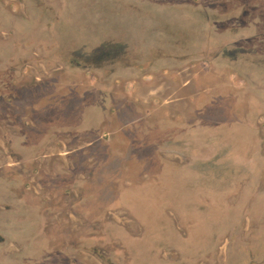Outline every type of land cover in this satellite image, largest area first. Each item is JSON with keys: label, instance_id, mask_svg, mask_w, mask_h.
Masks as SVG:
<instances>
[{"label": "rangeland", "instance_id": "374dc122", "mask_svg": "<svg viewBox=\"0 0 264 264\" xmlns=\"http://www.w3.org/2000/svg\"><path fill=\"white\" fill-rule=\"evenodd\" d=\"M33 1L38 15L34 13L31 25H18L10 38L13 41L22 38L21 41L26 42L27 37L32 36L35 45L47 47L50 63L62 62L72 52L106 40H113L116 45L136 43L135 52L141 54L140 58L148 49L160 45L168 55H179L181 62L157 63L150 69L152 73L129 72L119 79L108 77L110 84L103 89L99 84L78 83L70 70L56 74L51 82L53 85L49 86L53 99L50 95L46 97L47 104L54 102V107L48 114L37 112L34 115L39 121L37 127L34 121H22L33 126L13 144L25 156V167L22 166V171L6 170L0 179V196L15 205L14 213L10 214L13 230L28 238L26 241L32 239L39 243L49 239L43 227L46 206L25 191V173L33 170L31 165L35 157L30 155L33 151L40 156L63 131L75 128L80 131L79 142L83 149L81 154L75 153L74 158L79 162L77 156L82 155L91 161L84 165L81 158L83 164L79 163L81 167H77V173L92 174V180L85 185V196L75 206L86 210L91 218L99 216L97 212L102 202L115 207L117 212L104 216L120 225L112 228L114 240L125 241L127 247L133 248L129 264H181L180 247L191 254L199 243L204 247L208 241L209 245L216 243L217 247L224 244L223 238L227 236L216 233L217 225L231 218L232 225L238 218L235 209L239 206L245 209L250 203V198L243 203L240 198L228 196L238 188L237 183L229 180L236 177L232 174L235 169L221 170L223 182L215 178L213 171L206 174L186 167L189 165L174 164L172 158L166 156L173 151L167 145L184 142L175 148L184 153L188 162L209 161L225 151L220 161L235 163L230 165L234 168L245 164L242 162L247 164L246 154L254 155L255 150L249 151L258 139L256 133L262 136L264 148V0H199L202 6L212 3L218 9L210 16L187 6L189 0ZM209 18L222 23L224 37L216 38V32L206 28L204 23ZM0 22L5 26L0 29V36L9 33L13 24L2 10ZM240 22L242 25L238 24ZM153 23L158 24L154 26ZM165 32L167 36L160 34ZM242 47H250L259 55L242 54L237 64L217 65L218 69L214 70L217 80L223 82L232 70L236 75L233 86H213L214 79L211 75L208 78L204 68L212 66V60L206 57L205 51L215 50L216 55L218 49ZM214 62L218 64L217 60ZM164 65L171 70L160 72ZM175 68H187V71L175 78ZM147 74L152 77L151 86L146 84L148 92L142 83L147 82L143 77ZM241 80L244 84H240ZM159 85L163 87L162 93ZM150 92L152 94L148 95ZM166 98L171 103L165 107ZM25 109L19 106L17 113L25 114ZM185 113L189 115H180ZM212 132L224 136L234 153L222 143L208 146L215 143V138L207 137ZM124 139L127 143L122 146ZM64 140L61 141L65 143ZM61 141H56L52 150L43 154L54 153L51 158H39V165H65L63 157L59 156L63 148L61 144L60 148L57 146ZM86 142L89 143L84 145ZM260 160L247 165L246 177H250L247 183L261 181L264 192V160ZM41 178L44 183L51 184L49 175L42 174ZM64 184L66 181L62 180L61 185ZM215 198L226 200L217 205L213 202ZM251 198L256 200L254 196ZM252 204L257 217L262 215L261 237L264 234V200ZM211 214L216 215L213 218ZM104 216L97 220L104 221ZM257 217L253 222L259 221ZM245 218L244 214L246 222ZM124 230L129 236H123ZM34 249L27 251L28 256L31 257ZM189 261L184 260L188 264H198L195 260Z\"/></svg>", "mask_w": 264, "mask_h": 264}, {"label": "flooded vegetation", "instance_id": "af4514ba", "mask_svg": "<svg viewBox=\"0 0 264 264\" xmlns=\"http://www.w3.org/2000/svg\"><path fill=\"white\" fill-rule=\"evenodd\" d=\"M19 9L20 13L18 14L17 11ZM0 10H2L7 18L9 17V20L13 24L9 33L4 32L0 36V44L3 48L6 46V50L12 55L7 64L3 63L0 59V179L6 170L22 171V166L23 168L25 167V156L13 144L19 142V139L23 138L25 133L31 130L33 124H29V122L23 123L22 121H34V126L37 127L39 121L36 120V113L42 112L45 114L51 111L47 109L42 110V107L38 105L34 107L31 104L33 101L27 97H23L22 92L18 91L19 88L22 89L23 85H30V80L42 83L54 79L60 71L70 70L75 74L74 78L77 79L78 83L90 86L92 84H99V87L101 86L103 89V87L107 88L110 84L108 77L119 79L122 77V74L129 72L152 73L150 69H154L157 63H166V61L181 62L179 55H173V53L168 55L165 49H160V45L148 49V51L143 53V57L140 58L141 54L135 52L137 50L136 43L116 45L113 43V40H106L100 41V43L98 42L92 47L86 45L79 51L72 52L62 62L57 61L53 64L48 60L50 59V53L47 52V47H40L38 43L35 45V42L31 41L32 36L31 38L27 37L26 42L21 41L22 38L17 39V41H13L10 38L11 32L15 31L18 25L22 23L23 25H31L33 23L34 13L35 16L37 13L35 2L33 0H0ZM39 18L42 19L41 17ZM243 20L241 19L242 22ZM148 21L150 22V19ZM155 21L158 22V20ZM242 22L238 24L242 25ZM2 23L0 22V29L5 28ZM157 24L153 23L154 26ZM160 34L164 36L168 35L167 32ZM2 46L1 52H3ZM214 52L215 50H206V57L211 58V62L220 59L224 61L221 63L225 65L237 64L242 54L247 56L253 54L255 56L259 55L256 50L250 49V47L249 49L247 47L246 49L242 47L232 50L218 49L216 55ZM209 54L213 55V57H210ZM139 58L141 60H138ZM196 58L201 57L196 56ZM261 61L262 59L259 60V62ZM166 70H171V67L164 65L159 69L160 72ZM173 70V73L175 72L174 74H176L174 76L177 78L178 74L182 75L186 73L187 68L183 70L175 68ZM97 73L106 74V76L99 77ZM91 74L95 75L91 76ZM229 74L235 78L236 73L234 70L230 71ZM143 77L147 78V82L142 83L148 92L146 84L151 86L152 77L148 74ZM238 77L240 79V75ZM239 82L240 84H244L242 80ZM159 86L160 88L158 89L162 93L161 88L163 87ZM15 96L16 104L14 107L12 103ZM166 101H168L167 98ZM19 106L26 108L25 114L19 115L17 113ZM164 106L166 107L167 105ZM80 136V131L74 128L71 131H63L61 136L59 135V138L52 140L47 145L46 151L52 150L53 144L56 141L66 140H64L65 143L61 141L57 145L60 148L61 144V148H63L59 150L61 152L59 156L63 157L65 165H39L38 161L41 156L46 159L54 155V153L50 154L51 152L48 155H43L45 151L43 154H39L40 156L32 159L33 165L31 166L33 170L30 173H25V191L30 196L41 200L46 206L43 227L44 233L49 235L48 240L40 241L39 243L32 239L26 241L28 238L26 239L20 233L17 234L12 228L13 220L10 216V214L14 213L15 205L7 202L0 196V264H129L131 259L130 251L133 248L127 247L125 241L118 243L114 240L115 232L112 228H118L120 225L114 219L111 218L109 220L106 217L108 214L112 216L114 212H117L115 207L109 206L108 203H106L107 205H103L102 202L100 211L97 212L99 216L91 218L86 210L75 206L86 194L87 189L85 185L92 180L91 172L77 173L78 166L81 167L83 163L85 165L86 162L90 161V159L82 155H76L79 158V162L77 158H74V154H81L80 151L83 149L79 142ZM69 140L70 142L67 144ZM213 140L216 142L219 139L215 137ZM211 141L206 142L211 143ZM89 142H86L84 145ZM125 143H127V140H121L122 146ZM170 143L172 144H168L167 147H171L173 151L170 154H166V156L171 157L176 165H189L186 167L206 174L213 171V175L217 179H224V176L220 173L221 170H225V168L229 170L235 169L232 174L236 175V177L229 178L231 182L237 176H245L244 174H247V169L244 167L237 166L234 168L230 165L235 164L220 161L224 157L223 155H226L225 151L219 153L220 155H216L209 161L188 162L183 155L184 153L175 148L183 145L184 142L177 141ZM211 144H208V146L213 147ZM71 148L73 150H70ZM81 158L83 163L80 162ZM181 158L184 161H176V159ZM67 163L71 165H66ZM42 174L51 177V184L43 182L41 178ZM62 180H65L66 184L61 185ZM73 180L75 181V187L71 189V182ZM238 192H242V190L236 187L234 195L231 196L240 198L242 193ZM74 203L75 205L72 209L71 205ZM127 212L130 211L127 209ZM237 213L238 216L240 214V221L237 220L236 225L230 233L233 237L230 239L228 235L225 238V243L221 245L222 250L220 251V257L217 259V264H224L225 262H227L226 264H264V234L260 237L261 232L259 233L263 223L261 217H258V222H253L255 217L251 201L247 208L242 209V211L239 210ZM247 213H250L251 217ZM244 214L246 215V222L243 220ZM102 216L105 217V220L98 221L97 218L102 219ZM89 229L91 231H88ZM127 233L129 234L128 231L124 230L122 234L127 237L129 236ZM34 247L35 249L31 257L28 256L27 251L32 250ZM228 247H230V250ZM224 250L225 253H223ZM180 252V260L182 261V250ZM224 254H226L227 258L224 257ZM186 259L188 260V258ZM198 264H207V261L198 262Z\"/></svg>", "mask_w": 264, "mask_h": 264}, {"label": "crops", "instance_id": "0c3cea01", "mask_svg": "<svg viewBox=\"0 0 264 264\" xmlns=\"http://www.w3.org/2000/svg\"><path fill=\"white\" fill-rule=\"evenodd\" d=\"M188 2H190V3H187V1H186L187 6H190V8H194V10H197L200 13H205V14H207L209 16L210 15H213L215 13V11L216 12L218 11V9H216L213 6L214 4H212V3H210V4L207 3L206 6H202V5H200L201 2L199 0H198V3H197L196 0H193V1L192 0H189ZM204 24L206 25V28H208L210 31H212L214 33L216 32L214 34L216 38H219L221 36L224 37L225 30L221 29L222 23H220V21H217L216 19L209 18V19H206V21H205ZM2 51H3V52H1L2 54L0 53L1 54L0 59H1V61L3 63L7 64V63H9V60L11 59L12 55L10 53H8V51L6 50V46L4 48L2 46ZM217 62H218V64H214L215 62L214 63L211 62L212 66H210V67L209 66L204 67L206 69V74H207L208 78H209V75H211L212 78L214 79V81L212 83L213 86H219V87L220 86L225 87V85H232L233 86L234 85V78H233L232 75H229L228 78H225V80L223 82L217 80V77L215 76L216 75V72L214 70H217L218 69L217 65L221 64V62H224V61H221L219 59V60H217ZM215 78H216V80H215ZM52 80L53 79L48 80L46 82H42V83L37 82V81H34L33 82L32 80H30V83H29L30 85L25 84V85L22 86V89L19 88L18 91L19 92L20 91L22 92L23 97H25V98L27 97L29 100H32L33 102H31V104H33L34 107H36V105H38L39 107H42V110L43 109H47V110L50 111V109H52L54 107V102L51 103V104H47L46 97L50 95L52 97V99H53V96H52L51 92H49V86L50 85H53L51 83ZM185 86H187V84ZM151 93L152 92H150L149 95ZM168 103L169 102H167L166 100L164 101V105H168ZM15 104H16V96L14 97L12 106L15 107ZM46 113H48V112H46ZM182 115H184L185 117H187L189 114L188 113H185V114H182ZM216 120L217 121H221L220 118H216ZM207 137H213V138L217 137V139H219V140H217V142L214 143L215 146L217 144L222 143L223 145H226L227 147L230 148V145H229L230 142H226L223 139L225 137L222 136V135H220L219 133L212 132L209 135H207ZM256 137L258 139L257 140L255 139L254 146L251 149V151H249L250 153H253L254 150H255L254 155L246 154V156L249 157V160H247V164H246V162H242V163H245V164L244 165L243 164L242 165H237L238 167H241V168L244 167L245 169H247L248 168L247 165H249L252 162L254 163L257 160H260V157H262V159L260 160V162L264 160V150H263L264 148H263L262 136L259 135V137H258L257 136V133H256ZM214 145H212V146H214ZM230 151H231L232 154L234 153L231 150V148H230ZM32 153L30 154L31 157H37V153L36 152L33 151ZM244 175L245 176H243V177L248 176V172H247V174H244ZM243 177L242 176H239V177L233 179V182L237 183L238 188L241 189L242 192L244 193V194H241L240 201H243V203H244L248 198H250V201L252 203L253 202H256V200L257 201L259 200L260 202L262 200H264V192L262 190V186L263 185H261L262 182L261 181L259 183L253 182V184L252 183H247V180H249L250 177H249V179H247V177H246V179H244ZM220 180L224 182V180H222V179H220ZM227 183H229V180L227 181ZM74 187H75V181L73 180L71 182V189L74 188ZM231 195H234V193L233 194L232 193L231 194L230 193L228 194L229 197H231ZM252 196H254L256 198V200L252 199L251 198ZM225 197H227V196H225ZM225 200L226 199H224V198H217V199L215 198L213 200V202L215 201L214 203L217 204V205H219L220 203H225ZM74 205H75V203L71 205L72 209H73V206ZM235 210L237 212H239V210L242 211V206H239L238 207V210L237 209H235ZM255 210H256L255 209V206L252 204V211H255ZM251 214H252V212H251ZM215 215L216 214H211V217L214 218ZM237 215H238V213H237ZM254 217L255 218L257 217L256 212L254 213ZM259 217H262V215H259ZM238 218H239V216H238ZM238 218H237V220H238ZM231 220H232V218L230 220L227 219L226 221L221 222L220 225H217L218 228H217V231L215 230L216 233H223V236H227L228 237V235H230V233L232 232L233 227L237 223V220L234 219L235 222H233L232 225H231ZM228 224H230L229 227H228ZM225 238L226 237H224L223 239H225ZM209 244H210V241H208V245L204 247L203 245H201L199 243V245H196V248L197 249H195V248L192 249L191 254H188L186 251H184L183 247H181L182 254H183V256H182V259L183 260L181 261L182 264H188V263H185L184 262V260L186 258H188V261L189 260L192 261V259H193V260H195V262H200L201 263L202 261H207V264H217V259L220 257V251L222 250L221 249V246L220 247H217L216 243L213 246L212 245H209ZM228 248L230 250V247H228ZM225 257H226V254H225ZM226 263L227 262H225L224 264H226ZM194 264H196V263H194Z\"/></svg>", "mask_w": 264, "mask_h": 264}]
</instances>
